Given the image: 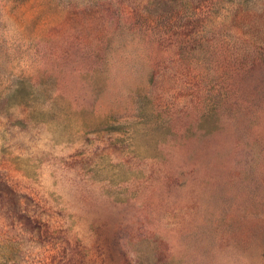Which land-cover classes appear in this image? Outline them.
Wrapping results in <instances>:
<instances>
[{
	"label": "rangeland",
	"instance_id": "1",
	"mask_svg": "<svg viewBox=\"0 0 264 264\" xmlns=\"http://www.w3.org/2000/svg\"><path fill=\"white\" fill-rule=\"evenodd\" d=\"M0 264H264V0H0Z\"/></svg>",
	"mask_w": 264,
	"mask_h": 264
}]
</instances>
